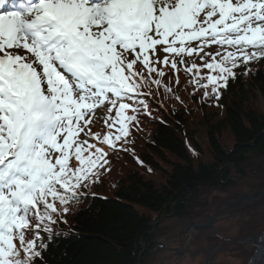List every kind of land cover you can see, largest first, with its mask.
<instances>
[{
  "label": "snow or ice",
  "instance_id": "6c2138e0",
  "mask_svg": "<svg viewBox=\"0 0 264 264\" xmlns=\"http://www.w3.org/2000/svg\"><path fill=\"white\" fill-rule=\"evenodd\" d=\"M261 59L264 0H0V264H45L109 164L89 140L116 150L137 119L126 111L147 109L153 85L171 91L158 64L218 101ZM101 119L118 134L93 133ZM253 244L264 264V236Z\"/></svg>",
  "mask_w": 264,
  "mask_h": 264
},
{
  "label": "trees",
  "instance_id": "16d2710c",
  "mask_svg": "<svg viewBox=\"0 0 264 264\" xmlns=\"http://www.w3.org/2000/svg\"><path fill=\"white\" fill-rule=\"evenodd\" d=\"M162 67L163 84H170L171 91L153 85L145 97L147 109L129 110L127 115L137 119L127 142L104 151L109 164L82 190L86 196L72 202L67 222L55 226L60 235L50 242L45 264H144L154 241L164 235L161 223L189 215L196 195L225 190L243 179L264 182L254 181L264 176V59L250 62L248 75L230 80L218 101L205 97L191 74L180 69L175 80L172 70ZM200 74L208 70L201 68ZM196 129L204 130L201 140ZM128 153L131 160H126ZM120 160L132 171L123 166L122 176L114 179L110 174ZM103 183H109V191ZM256 221L249 230L259 240L264 215ZM241 245L233 256L239 259L247 251L237 264H249L256 247L244 250Z\"/></svg>",
  "mask_w": 264,
  "mask_h": 264
},
{
  "label": "rangeland",
  "instance_id": "374dc122",
  "mask_svg": "<svg viewBox=\"0 0 264 264\" xmlns=\"http://www.w3.org/2000/svg\"><path fill=\"white\" fill-rule=\"evenodd\" d=\"M212 49L215 50L216 46L214 45ZM115 111L113 109L111 115H114ZM199 120L195 119L197 122ZM99 121L90 125L93 133L102 132L104 128L112 136L117 133V127H114L115 129L108 127L103 119L101 120L103 126H100ZM149 126L152 127L153 124ZM196 131L201 140L204 130ZM86 138L82 133L80 139ZM95 141L89 140V143L94 144ZM102 143L100 146L104 148ZM137 147H140V144ZM126 160H131L129 153ZM72 162H75L74 158ZM120 162L122 163L115 165V170L110 174L114 175V179L122 176V168L127 166L125 162L121 160ZM127 171H132L130 165L127 166ZM258 178L254 181L262 182L264 176ZM250 180H240L237 185L225 190L202 191L192 199L189 215L185 218H165L160 226L164 235L154 241L144 264H237L243 261L248 257V252L244 251L238 259L233 256L235 247L242 244L246 250L254 246L255 237L251 234L253 230L249 229H255L256 218L264 215V198L259 195L264 193V182L252 184ZM108 187L109 183H103V190L109 191ZM159 222L160 220L155 225ZM255 252L256 250L253 255Z\"/></svg>",
  "mask_w": 264,
  "mask_h": 264
},
{
  "label": "water",
  "instance_id": "95a60500",
  "mask_svg": "<svg viewBox=\"0 0 264 264\" xmlns=\"http://www.w3.org/2000/svg\"><path fill=\"white\" fill-rule=\"evenodd\" d=\"M235 147H236V145H235ZM260 196H262L263 198H264V193H261V194H259ZM262 236H264V233L262 234ZM253 257H254V255H253ZM253 257H252V259H253ZM252 259L250 260V261H252ZM250 264V263H249Z\"/></svg>",
  "mask_w": 264,
  "mask_h": 264
}]
</instances>
